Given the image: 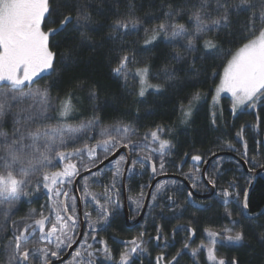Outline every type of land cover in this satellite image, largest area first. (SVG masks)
<instances>
[{
  "label": "trees",
  "instance_id": "1",
  "mask_svg": "<svg viewBox=\"0 0 264 264\" xmlns=\"http://www.w3.org/2000/svg\"><path fill=\"white\" fill-rule=\"evenodd\" d=\"M220 2L223 3V0ZM239 3L240 0H231L230 22L226 27L217 28L212 21L223 13V8L219 14L216 11L217 0H208L203 8L201 0H50V15L45 20V31L59 28V21L65 15L72 17L73 24L50 36L53 67L44 76L33 80L31 88L41 92L46 90L47 97L53 101L50 122L55 128L63 129L69 146L67 150L83 147L84 143L95 145L101 138H108L100 135L104 129L112 134L114 142L122 140V134H117L115 130L117 126L122 129L124 125L134 132V135L129 133L132 142L143 145L146 143L145 135L159 127L163 130L159 133L161 139L170 142L167 154L162 157L163 171L160 169L159 153H153L148 147L137 148L138 155H132L133 160L151 155L158 174L181 175L192 185L197 184L198 187L194 189L202 195L209 193L202 179L205 163L197 171L194 168L196 162L191 159L193 155H201L206 161L221 152L244 157L246 143L247 160L256 162L255 167L248 163L250 168L259 169L264 165V96L255 110L241 112L234 118L227 112L223 119L214 120L209 107L214 89L233 54L245 43L257 38L264 28L262 0H247V4L237 10L235 5ZM78 6L90 17L86 38H82L74 27ZM197 13L201 17L202 31L199 33L195 19ZM133 19L138 21L136 28L129 25L128 29L113 31L117 20L128 22ZM250 19L254 21L251 31L245 28ZM160 24L183 25L184 33L171 37L169 28L167 32L157 31L153 38V30H158ZM189 39L193 41L191 48L188 46ZM209 40L215 47L206 49L205 41ZM125 55L128 56V63L122 70L123 74L118 75L113 70ZM144 68H147V75L145 83L141 84L138 70ZM155 85H159V88L153 87ZM141 89L144 90L143 96L139 95ZM8 95L10 97L12 93ZM199 99H206V102L190 111ZM42 100L44 98L39 95L9 100L11 107L5 109L6 114L0 119V131L11 138L14 125L20 126L16 121L23 122L29 116L32 119L28 123L35 129ZM67 100H70L72 110L63 117L60 115L61 104ZM185 111L191 114L185 117ZM88 124L92 125L90 129L75 134L78 139L68 138L71 134L65 125L80 128ZM242 129L241 139L237 134ZM153 147H158V142ZM100 153L98 148L96 166L103 159ZM84 159L87 160L86 157ZM72 162L82 171L79 159L73 157ZM116 162L104 168L100 174L88 178L95 180L93 188L96 194L105 193V189L113 183ZM59 163L64 167L66 162ZM125 165V161L120 162V176L115 179V190L119 189L121 194ZM217 174V194L207 201L194 197L188 200L189 189L180 181L168 180L157 185L162 186L163 191L158 192V187L155 188L153 194L157 195V199L151 200L146 217L139 226L144 235L145 251L139 259H134L135 264H157V257L161 255L165 258L161 264H169L174 257L178 264H211L206 251L209 247L214 248L217 258L223 259L225 264H232L233 261L236 264H264V215L251 220L241 214L244 192H248L253 180L237 160L229 157L219 158L209 167L208 177H216ZM43 176L30 183L33 189L43 183ZM153 181L152 170L147 163L144 167L137 164L134 173H129L127 188L135 207L139 201L137 196H143L144 200ZM229 182L234 184V188L230 189L232 196L228 205L231 216L225 214L224 198L219 195ZM28 190L29 187H26L24 192L29 194ZM168 196H172L175 205L170 204ZM17 201V198L4 200L0 197V212ZM20 204L19 213L12 218L6 219L0 214V264H9L14 250L11 241L27 225L26 201L22 199ZM249 208L252 215L264 208V180L260 177L256 179ZM116 215L119 219L115 227L99 239L113 241L112 237L116 236L115 242L118 244L114 245L116 252L112 262L120 264L121 253L131 246L125 244L126 240L137 235H134L135 231L126 229L125 222H119L120 213ZM94 219H98L97 215ZM157 229H160L159 241L155 239ZM188 229H192L194 235ZM209 231L221 236L241 232L244 238L233 243L218 236L217 243L213 245ZM185 243L189 245L188 248H184ZM193 250H198L197 255H192Z\"/></svg>",
  "mask_w": 264,
  "mask_h": 264
},
{
  "label": "snow or ice",
  "instance_id": "2",
  "mask_svg": "<svg viewBox=\"0 0 264 264\" xmlns=\"http://www.w3.org/2000/svg\"><path fill=\"white\" fill-rule=\"evenodd\" d=\"M208 3V0H201V7L203 8ZM247 4V0H240L239 4L235 5L237 10H241ZM264 4V0H262ZM217 13H220V9L223 8V13L219 15L218 19L212 21V24L219 28L220 26H227L230 22L232 15L231 0H217ZM254 7V6H253ZM78 13L75 20V30L78 31L82 38H86V32L90 24V17L82 8L78 6ZM47 15H50V4L49 0H0V89H7L8 91H0V119L6 114L5 109L10 108L11 104L8 103L9 100H17L18 97L23 96H33L39 95L44 98V103L47 104L48 97L47 91L41 92L39 89H32L31 83L33 78L36 77L40 72L45 71L53 67L54 53L49 49V38L51 35L56 34L60 31H64L69 25L73 24L72 17L70 15H65L59 21V28H50L48 31H44L42 24L45 21ZM197 21V32L202 31L200 27L201 17L197 13L195 16ZM261 19H264V11L261 12ZM137 20H130L124 22L122 20H117L115 22L113 31H118L119 29H128L129 25L132 28L137 27ZM171 32L168 33L171 37H177L184 33L183 25H164L160 24L158 30H153V38L159 32H167L168 29ZM247 30L254 29V21H250L245 25ZM203 30H206L203 29ZM192 39L188 40V46L191 48ZM205 48L211 49L215 45L212 41H205ZM128 63V56L125 55L121 58L119 65L113 70L116 74H123L122 70L125 69ZM141 75V84L145 83V77L147 75V68L138 70ZM151 86V85H150ZM27 87V91L25 88ZM153 87L159 88V85ZM12 93L9 97L8 93ZM221 92H228L233 97V112L235 113L238 105H243L246 102H251L250 107L255 106L256 100L254 98L259 94L264 96V28L259 32V37L257 39H252L250 42L245 43L235 55L229 60L227 66L224 68L223 77L221 83L217 88V95ZM140 96L144 95V90L141 89L139 92ZM198 98V97H195ZM72 110L70 100L64 101L61 104L60 115L66 117L70 114ZM42 112L47 111L46 108L41 109ZM191 113L190 111H185L184 116L187 117ZM31 116L27 117L23 122L17 120L14 125L11 138L8 137L7 133L0 131V197L4 200L9 198H19L20 195H27L23 191L22 186H26L25 177H27L33 171H39L40 168L49 167H59V162L64 161L65 166L62 170L52 171L50 174L45 173L43 176V187L47 189L48 193H52L55 197L59 198L63 195L67 198V192L61 193L59 185L63 183V178L78 175L80 168L76 163L72 162V158L75 157L81 161V166L85 171H91L90 166H96L97 164V149L101 150V156L99 162L103 163L104 159L108 156L114 155L115 151L119 148L127 149L126 155L130 157L132 155H138L136 149L144 146L151 149L153 153H159L161 159L159 161L160 169L163 171L164 162L162 157L167 154V150L170 147V142L166 139H161L159 133L163 131L159 127L156 130L146 134L144 137V143L134 144L129 136L131 132H134L127 126L124 125L123 128L117 126L116 133L122 134V140L115 141L110 132L107 129L101 131V137L107 136L108 138H101L97 141L95 145H89L84 143L83 147H73L71 151H68V145L63 136V129L53 128V127H36L32 129L29 125ZM45 119H51V117H45ZM91 124L82 125L80 128H72L71 126L65 125L68 133L71 135L69 139L76 140L79 137L76 133H82L85 129H90ZM243 129L237 135L243 138ZM50 138V139H44ZM43 139V144L41 140ZM59 139V145L56 144V140ZM158 142V147H153ZM43 147L44 151L41 153L39 148ZM247 144L245 143V153L247 156ZM87 158L85 161L84 158ZM54 158L56 163H54ZM191 159L196 162L194 168L199 171V166L202 163H207L201 155H193ZM121 161L128 163L124 156H121L117 163V170L114 173L113 183L109 188L105 189L107 193L111 189L116 187L115 179L120 176L119 164ZM246 163H251L253 167L256 166L255 160L249 161L245 160ZM146 163L151 164L152 172L155 174L156 162L153 161L151 155L140 156L138 159L130 160L129 168L127 171L129 173H134L135 166L140 164L144 167ZM37 165L39 167H37ZM264 167V165H261ZM20 178H18V176ZM99 170L94 175H98ZM216 177H208L207 169H205L203 176L207 178V182L213 187L216 186ZM191 179V176L188 177ZM158 192H162V186H157ZM193 188L198 187L197 184L193 183ZM55 188V192L53 191ZM234 188L232 182L228 183V186L223 188L219 195L223 196L222 204L225 207V214L231 216V212L228 210V205L230 203V197L232 192L230 189ZM39 191V187H37ZM84 192L86 196H91L95 201V210L97 212L98 219L95 222L89 223L91 231L85 234L86 239L90 238L96 241L97 225L103 224L110 226L111 218L114 217L115 211L109 207L113 203L110 196L105 195L104 202L102 203L94 194L88 191V185L85 184ZM238 195V194H237ZM194 196L193 191H187V199L191 200ZM51 198V197H50ZM75 197L72 198L73 203L69 206L67 203L60 202L58 208L51 209L54 213V218L50 215H45L43 212L39 213L40 218L35 219L34 225H28L18 234H15L11 244L14 246V250L10 256V264H12L13 259L15 264H28L30 258V251L24 250L22 247L23 243H27L28 236L26 234H34L38 229L40 234V239L48 241L51 243L52 238H54L57 243L54 248L49 249L47 247L37 249L43 256V264H50L51 258L59 259L62 254L63 248H70L75 242L73 236L68 233L73 231L76 223V204ZM152 199H157V195L153 194ZM168 201L171 205H175V201L172 196H168ZM11 202V201H9ZM87 203V200H85ZM139 207V202H137ZM116 207H119L117 202ZM248 204V194L247 190L244 192V202L242 205V215H247ZM63 213V214H62ZM89 212H84L86 218H90ZM258 215H264L260 213ZM29 229L32 232H29ZM175 231V230H174ZM189 232L194 231L188 229ZM59 233V235H58ZM160 229H157V236L155 239L157 241L161 240ZM208 236L211 237V243L215 245L217 243V237L221 234L216 232H208ZM243 234L241 232H236L235 234H228L226 236H221L222 240L238 243L243 240ZM97 243L101 246L94 249V251H89V261L88 264H95L92 259L94 256H99L102 254L105 259L110 257V249L107 246V242L104 240H99ZM125 244H130L131 247L125 252L121 253L120 264H135L133 259V254L144 252L145 249L142 248L144 241L141 237L133 238L130 241H126ZM188 244H184V248H188ZM83 247V245H81ZM89 249L93 248V245H87ZM203 247V246H202ZM198 250H193L192 255H197ZM208 259L213 262V264H225L223 259H218L215 255L214 248L209 247L207 249ZM81 253L77 251L75 257H79ZM180 254L178 253L177 256ZM74 257V260H75ZM164 256L157 257V264H161L164 261ZM76 264H83L82 261H76ZM169 264H178L176 258H173L172 262ZM232 264H236L235 261Z\"/></svg>",
  "mask_w": 264,
  "mask_h": 264
},
{
  "label": "flooded vegetation",
  "instance_id": "3",
  "mask_svg": "<svg viewBox=\"0 0 264 264\" xmlns=\"http://www.w3.org/2000/svg\"><path fill=\"white\" fill-rule=\"evenodd\" d=\"M46 20V19H45ZM43 25V29L45 26V21L42 24ZM48 73V72H47ZM41 76H44L45 74ZM40 76V77H41ZM39 78V77H38ZM125 157V156H124ZM126 159V157H125ZM60 164V163H59ZM100 164V163H99ZM94 168V167H93ZM63 167L61 166V164L59 165V167L56 169V171L62 170ZM92 169V168H91ZM84 171H80L78 175H74L71 177H65L63 178V183H61L59 185L60 191L61 193L63 192H67V200H68V205L70 206L73 203L72 198L75 197V204H76V216H77V223L76 226L74 228L73 231L69 232L68 234L73 236L75 242L72 244V246L70 248H63L62 254L60 255L59 259L57 258H51L50 260V264H55L56 262L63 260L68 253L70 252L71 248L75 245L76 241L78 240L80 233H81V220H80V210H79V206H78V197L75 193V189H74V185H75V181L77 179V177L82 174ZM91 177V176H89ZM83 179L80 184H79V192H80V196L83 202V210L84 212H89L90 218H86L84 216V220H85V233H84V237L83 240L80 244V246L73 252L72 256L65 262L60 263V264H76V261H82L83 264H88L89 261V256H88V252L89 251H94V249L101 247L99 244H97V241H99V237H101L103 234L110 232V230L112 228L115 227V222H117V220L119 219V217H117L116 214L120 213V220L119 222L123 221L125 222L124 225L126 226V229H128L130 232H134V235L136 234L137 237H141L144 241L143 238V234L140 232V228L139 226H137L134 229H130L127 225V221H126V215H125V211H124V194L115 192V193H107V196H110L112 198L113 203L111 205H109L110 208H113V210L115 211V215L114 217L111 218L110 221V226L107 225H97V232L95 233L96 235V241H93L90 238L85 237V234L89 233L91 231L90 227H89V223L91 222H95L96 220L94 219L97 215V212L95 210L96 205H91V201L89 202V204L85 203L86 200V195L84 192V184L86 183L85 181H91L88 178ZM88 179V180H87ZM29 190L28 193L25 197L24 200L26 201V214H25V219L27 221V225H34V221L35 219H39L40 215L39 213L43 212L45 215H50L51 217L54 218V213L51 212V209L53 208H58L60 205V202L64 203V200L66 199L63 195H61L59 198L55 197L52 193H48L47 189H45L43 187V183H40V185H38L37 187H39V191H37V187L33 189V184H30L29 186ZM55 192V188L53 190ZM88 191L91 192L92 194H94L95 196H97L96 194V189L93 188V185H90L88 187ZM111 191V190H110ZM51 197V198H50ZM91 197V196H90ZM147 197V196H146ZM128 198H129V209H130V214H131V221L132 223H135L138 218L140 217L143 208H144V204H145V200L146 198L143 200V196H137V198L139 199V207L136 204V207L134 206L133 203H131V198L129 196V191H128ZM119 204V207H116V204ZM120 202H122V204H120ZM63 214V213H62ZM143 223V222H142ZM141 225V224H140ZM25 227V226H24ZM23 227V228H24ZM29 232L31 233L32 230L29 229ZM28 236L27 239V243H23L24 244V250H29L30 251V258H29V264H43V256L39 251H36L37 249L40 248H49L52 249L54 248L55 244L57 243V241L52 238L51 243H49L48 241L45 240H41L40 239V234L38 229L36 230V232L34 234H26ZM59 235V233H58ZM133 235V236H134ZM104 237V236H103ZM113 241L109 240L106 241L107 242V246L110 249V257L108 259H105L104 256L102 254H100L99 256H94L92 259L95 261V264H100V263H107V264H111V261L113 260V256L115 255L114 253L116 252V247L114 245L118 244L115 242L116 240V236L112 237ZM132 240V239H131ZM127 241V240H126ZM130 241V240H128ZM93 245V248L89 249L88 247L86 248L87 245ZM81 245H83V247H81ZM145 246V242L142 245V248H144ZM131 246H127L126 247V251L128 249H130ZM79 251L81 253V255L79 257H75V253ZM142 252H140L138 250L137 253L133 254V259H139V256L141 255ZM75 257V260H74ZM1 260V259H0ZM7 262V261H6ZM15 262V260L13 259L12 263ZM8 263L10 264V260L8 261Z\"/></svg>",
  "mask_w": 264,
  "mask_h": 264
},
{
  "label": "water",
  "instance_id": "4",
  "mask_svg": "<svg viewBox=\"0 0 264 264\" xmlns=\"http://www.w3.org/2000/svg\"><path fill=\"white\" fill-rule=\"evenodd\" d=\"M128 152L127 149L124 148H119V150L115 151L114 155H110L107 159H105L103 161V163H100L99 165H97L96 167L92 168L91 171H85L82 174H80L76 181H75V185H74V189H75V193L78 197V206H79V210H80V220H81V233L80 236L78 238V240L76 241L75 245L71 248L70 252L68 253V255L63 259L60 260L58 262H56L55 264H60L63 263L65 261H67L73 254V252L80 246L83 237H84V233H85V220H84V210H83V202L80 196V192H79V184L80 182L89 177L94 175L95 173H97V171L99 170V172H101L104 168H106L107 166L115 163L116 161H118L120 159L121 156H125L126 160H128L129 162L126 163L125 165V169L123 172V179H122V187H123V194H124V211H125V215H126V221H127V225L130 229H134L137 226H140V224H142V222L144 221L146 214L148 212V208L150 206L151 200H152V196L153 193L155 191V188L157 187V185L161 182L164 181H168V180H176V181H180L182 182L189 190L193 191L194 193V198L198 199V200H202V201H207V200H211L212 198H214L217 194V187H213L210 183L207 182V178H205L203 176V173L205 171V169H207V172L209 170V167L212 165L213 162H215L217 159L222 158V157H229L232 159L237 160L244 168L245 173L247 174V176L253 180V183L251 185V187L249 188L247 194H248V204L250 201V197L251 194L255 188L256 185V179L258 177L262 178L264 180V167H260L259 169H254L252 170L249 166L248 163L245 162V160L247 159V156L244 157H240L235 153L232 152H221V153H217L215 155H213L212 157H210L207 160V163H205V166L203 168L202 171V179L204 181V183L206 184V186L209 189V193L202 195V194H198L195 189L192 187V184L183 176L181 175H176V174H158V172L156 171V173L153 174V183L150 186V189L148 191L146 200H145V204H144V208L143 211L140 215V217L138 218V220L135 223H132L131 221V214H130V209H129V198H128V188H127V182H128V176H129V171H127V169L129 168V164H130V160H133V157H129L126 155V153ZM150 168H151V164L147 163ZM152 170V169H151ZM64 203L68 204V200L67 198L64 200ZM260 213H264V208L257 214L252 215L250 212V208L248 207L247 209V215L244 217L247 219H251V220H255L260 218L263 215H258ZM29 264V262H28Z\"/></svg>",
  "mask_w": 264,
  "mask_h": 264
},
{
  "label": "rangeland",
  "instance_id": "5",
  "mask_svg": "<svg viewBox=\"0 0 264 264\" xmlns=\"http://www.w3.org/2000/svg\"><path fill=\"white\" fill-rule=\"evenodd\" d=\"M49 4H50V0H49ZM47 17H48V15L46 16V18ZM42 28H43V25H42ZM43 30L45 31V29H43ZM257 38H255V39H257ZM49 40H50V38H49ZM235 54H236V52L233 55H235ZM51 69L52 68L46 69L45 71L40 72L36 77L33 78V80H35L36 78L40 77L44 73L49 72ZM223 73H224V71L222 72V74L220 76V79H219V82H218L217 86L215 87L214 92H213V95H212V97L210 99L209 107H210V109H211V111L213 113L212 118L214 117V120H216L218 118L219 119H223L225 117V115H226L227 112L232 116V118H234V117L238 116V114L241 113V112L255 110L256 107H257V104L260 102V100L262 98V96H260L259 94L257 95L256 98H254L256 100L255 106L250 107L249 105L251 104V102H246L243 105H238L237 108H236L235 113L233 112V103H234V100H233V97L231 96V94L228 93V92H221V93H219V95H217V88L219 87V85L221 83V79L223 77ZM204 102H206V99L196 100L195 101V104L193 106H191L190 111H192L193 109H195L196 105L198 106L200 104H203ZM42 108H46L47 111L42 112L41 111ZM52 108H53V101L50 98H48L47 104H45L44 103V100H42V102H41V104L39 105V108H38V113H37V126L36 127H48V126H50V127L55 128L54 126H52V124L50 122V119H45V117H50V112H51V109ZM214 113H216V116H215ZM64 135H65V133L63 132V136ZM44 139H50V138H44ZM55 142H56L57 145H59V143H60L59 142V139H57ZM41 144H43V139H42V143ZM39 151L42 153L44 151V148L43 147H40L39 148ZM53 162L54 163L57 162L55 158H54V161ZM37 167H39V166L37 165ZM56 169H57V167L40 168L39 171H33V172H31L27 177L24 178L25 179V182H26V186H22L23 191H25L26 187H28L29 184L35 178L40 177V176L44 175L45 173H49L50 174L52 171H56ZM82 171H84V168L82 169ZM17 176H18V174H17ZM18 178H20V177L18 176ZM94 183H95V180H93V181H86L85 184H87L88 187H89L90 185H94ZM85 184H84V186H85ZM109 192L110 193H115V192L120 193V190L119 189L118 190L117 189L115 190V188H114V189H111V191H108L107 193H109ZM107 193L105 192L103 194H97L96 197L98 199H100V201H102V200L104 201L105 195ZM22 199H24V195L23 194L19 196L18 201H17L16 204H14V205H11L10 204L6 208H3L1 210V212H0V214L3 215L6 219H10L13 216L17 215L19 213V211H20V206H21L20 202H21ZM86 200H87V204H89V202L91 201V205H95V201L90 196H86ZM25 221H26V219H25ZM22 247L24 248V244H22ZM86 248H87V246H86ZM206 251H207V249H206ZM209 262L211 264H213L212 261L209 260ZM12 264H15V262H13ZM111 264H113L112 261H111Z\"/></svg>",
  "mask_w": 264,
  "mask_h": 264
}]
</instances>
